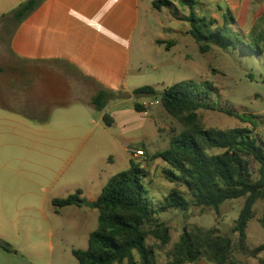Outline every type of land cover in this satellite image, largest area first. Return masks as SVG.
I'll list each match as a JSON object with an SVG mask.
<instances>
[{
	"label": "crops",
	"instance_id": "crops-1",
	"mask_svg": "<svg viewBox=\"0 0 264 264\" xmlns=\"http://www.w3.org/2000/svg\"><path fill=\"white\" fill-rule=\"evenodd\" d=\"M26 1L0 0V238L15 251L0 245V264H53L56 233L69 232L88 247L96 230L90 232V219L98 212L56 211L57 178L69 173L81 198L96 202L116 175L97 162L130 168L131 152L149 156L148 146L169 127L161 104L149 107L152 99L133 94L136 38L155 0H44L23 21L1 24ZM197 1V12L220 13L224 23L226 9L239 25L234 0ZM160 40L155 44L169 43ZM102 90L122 96L98 111L93 100ZM105 114L114 120L110 127ZM136 141L141 145L131 148Z\"/></svg>",
	"mask_w": 264,
	"mask_h": 264
},
{
	"label": "trees",
	"instance_id": "trees-1",
	"mask_svg": "<svg viewBox=\"0 0 264 264\" xmlns=\"http://www.w3.org/2000/svg\"><path fill=\"white\" fill-rule=\"evenodd\" d=\"M43 1L27 0L12 15L21 22ZM173 1L190 10L187 17L191 26L190 35L201 51L206 52L211 48V37L222 44L233 42L230 24L235 23L236 19L230 11L224 15V23L219 24L197 13V0H155L153 8L157 11L170 8ZM250 38L256 42L262 41L264 30ZM207 88L214 90L210 84ZM133 94L136 98L149 97L159 101L164 110L184 126L180 135L171 138L167 150L152 156V160L162 159L170 166L163 171L167 181L182 183L195 205L216 211L227 201L245 198L233 229L239 235L240 247L245 249L246 231L254 218V206L259 200L264 201V141L259 144V135L253 136L248 127L205 129L199 119V111H215L217 107L207 102V90H200L192 83H177L163 92L152 86H144ZM120 96L121 92L102 90L94 98L93 105L98 111H103L112 98ZM135 108L144 111L140 104H136ZM226 112L243 121L249 118L231 110ZM104 122L110 127L114 120L105 114ZM251 157L260 165L257 180H253L250 169ZM130 164L128 170L114 175L106 183L95 202L99 212L98 226L90 234L88 248L72 251L79 264H158L155 250L147 244V238L151 235L161 245H167L170 242L169 229L164 224H157L149 230L146 226L156 213L169 209L186 212L190 209L191 202L177 190L164 198L158 210L153 209L146 197L144 169L133 160ZM81 194V190H78L66 198L54 199L53 206L56 211L68 206L83 207L80 204L83 200ZM3 247L8 252L14 251L7 242ZM231 251V240L215 230H185L174 247L169 264H197L201 260L209 264H235L231 262ZM261 253H264V245L251 251L254 257ZM136 254L139 260H136Z\"/></svg>",
	"mask_w": 264,
	"mask_h": 264
},
{
	"label": "rangeland",
	"instance_id": "rangeland-1",
	"mask_svg": "<svg viewBox=\"0 0 264 264\" xmlns=\"http://www.w3.org/2000/svg\"><path fill=\"white\" fill-rule=\"evenodd\" d=\"M234 2L237 6L235 16L239 25L232 22L230 24L233 42L227 41V44H222L211 37L209 42L211 48L206 52L200 50L190 35L191 26L187 21L190 15L188 8L180 6L176 1L161 13L149 7L142 15V25L136 38L135 67L138 70L134 75L136 80L133 86L136 89L152 86L163 92L177 83H192L200 90H207L209 93L207 102L217 107L215 111H199V119L205 129L229 130L248 127L253 136L259 135L260 144L264 141V39L256 42L250 37H256L264 30V0H234ZM204 10L205 13L203 9L197 13L219 24L223 23L220 13L205 8ZM224 10L227 14L226 9ZM4 22L12 25L16 20L9 14L1 24ZM176 30L177 33L173 32ZM162 38L169 41L166 47L156 45L162 43L160 40ZM0 66H3L2 63ZM208 84L212 85L213 91L207 88ZM228 110L249 118L243 121L229 115L226 112ZM162 111L165 118L164 121L161 117L162 124L165 123L169 127L168 134H164L163 139L153 146H148L149 156L145 154L136 158L135 162L139 163L146 173V197L153 209L158 210L164 198L173 190L180 191L191 202V207L186 212L169 209L166 212L156 213L146 226L149 230L157 224H164L169 229L170 242L167 245H161L160 241L151 235L147 238V244L155 250L158 264H169L171 254L182 233L185 230L196 229L215 230L217 234L229 238L232 242V263L264 264V253L257 257L251 255L252 250L264 245V201L259 200L254 206V218L248 224L247 240L243 249L239 244V235L233 229L244 206L245 198L227 201L219 211H216L213 208L195 205L182 183H171L164 178L163 171L170 166L162 159L152 160V156L155 152L168 149L171 138L180 135L184 131V126L164 108ZM140 142H134L131 148L139 147ZM23 144L25 149H29L31 145L28 142ZM249 163L253 180H257L260 165L252 157L249 158ZM97 166L104 168V171L107 169L109 175L129 168L119 163L107 168L101 161L97 162ZM55 184L57 198H66L77 192L78 183L69 176V173L57 178ZM82 186L85 188L86 185L82 183ZM98 217L99 213L96 212V216L90 219V232L97 228ZM52 222L58 226L60 224L65 226L64 220ZM68 233L60 230L55 235L54 243L57 249L53 264H79L72 255L71 249L73 246L79 250L88 248L81 245L80 240H76L74 235H67ZM136 260H139L137 254ZM197 264L209 263L201 260Z\"/></svg>",
	"mask_w": 264,
	"mask_h": 264
},
{
	"label": "built area",
	"instance_id": "built-area-1",
	"mask_svg": "<svg viewBox=\"0 0 264 264\" xmlns=\"http://www.w3.org/2000/svg\"><path fill=\"white\" fill-rule=\"evenodd\" d=\"M148 106H154V105H160V102L157 100H153L151 102L146 103ZM131 154L134 156V158H140L145 155V152L143 150H135L132 151Z\"/></svg>",
	"mask_w": 264,
	"mask_h": 264
},
{
	"label": "water",
	"instance_id": "water-1",
	"mask_svg": "<svg viewBox=\"0 0 264 264\" xmlns=\"http://www.w3.org/2000/svg\"><path fill=\"white\" fill-rule=\"evenodd\" d=\"M80 204L88 209H96V203L95 202H90L86 200H82ZM0 245H4V241L0 238Z\"/></svg>",
	"mask_w": 264,
	"mask_h": 264
}]
</instances>
